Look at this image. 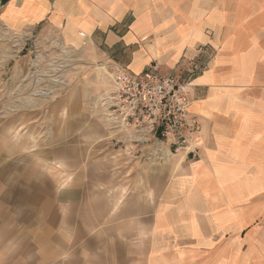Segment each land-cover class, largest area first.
I'll list each match as a JSON object with an SVG mask.
<instances>
[{
	"label": "crops",
	"instance_id": "0c3cea01",
	"mask_svg": "<svg viewBox=\"0 0 264 264\" xmlns=\"http://www.w3.org/2000/svg\"><path fill=\"white\" fill-rule=\"evenodd\" d=\"M242 6L220 20L197 0H0L14 73L56 41L77 72L67 92L23 97V114L0 120V264H236L237 236L264 214V0ZM98 61L202 65L190 82L197 156L117 154ZM17 128L36 146L11 144Z\"/></svg>",
	"mask_w": 264,
	"mask_h": 264
},
{
	"label": "built area",
	"instance_id": "2783aa9c",
	"mask_svg": "<svg viewBox=\"0 0 264 264\" xmlns=\"http://www.w3.org/2000/svg\"><path fill=\"white\" fill-rule=\"evenodd\" d=\"M63 50L61 53H65ZM33 52L36 62L31 65L32 72H37V67L46 60L43 52L38 49ZM110 72L111 86L99 100L98 108L117 149L129 157L153 162H164L183 152L197 156L195 137L200 123L190 112L191 72L184 78L175 72L163 74L156 63H150L140 73L114 64ZM72 73L71 82H67L55 72L50 80L56 85L54 90L74 83L77 72L73 69ZM40 90L54 91L45 87Z\"/></svg>",
	"mask_w": 264,
	"mask_h": 264
},
{
	"label": "rangeland",
	"instance_id": "374dc122",
	"mask_svg": "<svg viewBox=\"0 0 264 264\" xmlns=\"http://www.w3.org/2000/svg\"><path fill=\"white\" fill-rule=\"evenodd\" d=\"M197 1L201 3V6H204L205 17H207V15L209 16L214 8H218L220 20H238L243 16V0ZM0 34H2L1 31ZM5 41V38L0 37V46H9V44H7ZM63 51H65V53H61L59 43L56 41V47L52 49V52L49 54L45 52L43 54V60H46V63H42L40 66H38L37 72H32L33 68L31 65L36 62L33 52V54L31 55V60L29 62V71L25 72L24 77L22 70L23 66L20 67L18 72L14 73L10 66L14 63V60L12 59V62H9L7 57L3 56L4 53L2 55L0 54V59L2 62L0 64V120H3L4 117L18 116L23 114V97H33L41 99L44 98L50 101L67 92L71 88V86L75 82L72 84L70 83V85L64 88L59 87L60 89L58 91L54 90V87H56V85L50 82V80L52 79V75L55 72H58L60 77L63 80L66 79L67 82L72 79V71L74 69L72 66L73 57L69 52H66L65 49ZM22 55L23 51H21L20 54H18L15 58L18 64L23 63ZM53 58L56 60L51 62ZM94 64H97V66L102 68H99L102 73L105 69H107L109 72L111 71V67L107 66L103 61H98ZM57 65H59L58 71H56ZM202 69V65H195L193 67H190L188 71L180 70L176 73L184 78L191 72L192 77ZM41 73H44V78L38 75ZM108 78L111 86V79L109 75ZM42 87H45L48 90L50 88L54 91L50 93H42L40 90V88ZM109 88L110 87L106 88V91L109 90ZM102 123L104 124L103 120ZM10 132H12V135L8 137V139L10 143L16 145L17 148L19 146L23 147V143L31 146H36V138L32 136H23V130L21 132V130H18L17 128V130H11ZM120 153L123 156L126 155L121 150H119L117 154L122 156ZM259 201L260 200H255L254 202L259 203ZM262 204L264 208V201H262ZM236 264H264V214L256 217L252 224H250L249 227H247L240 235L237 236Z\"/></svg>",
	"mask_w": 264,
	"mask_h": 264
},
{
	"label": "trees",
	"instance_id": "16d2710c",
	"mask_svg": "<svg viewBox=\"0 0 264 264\" xmlns=\"http://www.w3.org/2000/svg\"><path fill=\"white\" fill-rule=\"evenodd\" d=\"M7 0H1V4L5 3Z\"/></svg>",
	"mask_w": 264,
	"mask_h": 264
}]
</instances>
